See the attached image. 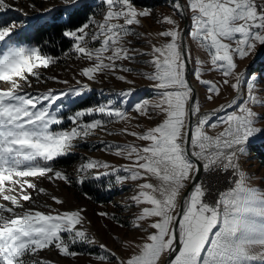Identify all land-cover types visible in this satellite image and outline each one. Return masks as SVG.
Instances as JSON below:
<instances>
[{
    "label": "snow or ice",
    "instance_id": "obj_1",
    "mask_svg": "<svg viewBox=\"0 0 264 264\" xmlns=\"http://www.w3.org/2000/svg\"><path fill=\"white\" fill-rule=\"evenodd\" d=\"M93 2L64 0L69 19L77 15L86 18L79 26L63 30L62 36L71 42L65 55L89 62L79 73L88 81L111 73L128 84L133 81L124 74L135 70L123 62L132 64L139 62L138 56L150 57L144 63L153 70L139 75L152 82L155 96L137 101L132 109L140 117L159 118L141 132L120 130L141 144L100 141L102 151H114L129 164L115 167L88 159L77 169V184L89 175L100 179L101 175L114 174L118 184L143 181L129 198L131 206L138 209L130 227L146 235L139 237L140 243L121 242L124 251L135 249L127 258L99 243L103 254L95 260L98 264H264V192L249 186L250 177L241 165L252 142L264 137V113L256 111L264 107V96L260 95L264 89L258 87L264 74L236 71L237 59L255 57L264 48V0H186L185 4L171 0L170 7L181 20L186 12L191 13L187 17L190 29L185 33L176 19L163 16L157 22L170 27L156 34L161 43L149 41L148 52L131 47L127 37H144L132 26L141 25V18L149 17L151 10H138L133 0H99L104 11L97 13ZM10 7L6 0H0V12ZM98 14H102L100 21L94 19ZM19 27L17 21H0V83L5 85L0 87V198L12 205L0 203V264H45L35 259L40 251L54 248L63 257H76L75 245H97V240L84 227V208L60 211L47 204L37 206L27 189L38 194L45 190L37 189L28 178L71 184L70 177L55 169L53 162L69 155L78 142L97 130L113 134L106 127L108 123L135 117L108 100L69 116L70 129L53 131V125L63 123L57 116V102L68 96L80 97L91 91L90 84L76 80L78 87L59 93L52 89L37 94L26 91L32 87V78L41 81V69L57 61L40 47L14 41ZM186 35L205 51L211 65L207 71L222 77L215 82L204 79L206 62L195 60L192 74L205 87L206 100L213 102L228 88L235 93L228 103L209 112L201 111L187 78L192 53L185 44ZM58 82L68 84L67 80ZM134 91L129 88L119 95L131 96ZM97 115L101 118L83 119ZM218 127L219 132L209 134V129ZM94 169L105 171L92 173ZM202 172L231 177L229 187L211 202L200 180ZM51 199L57 205L64 203L54 195ZM21 201L33 207L24 209ZM18 208L22 211H16ZM98 215L125 227L114 214Z\"/></svg>",
    "mask_w": 264,
    "mask_h": 264
},
{
    "label": "rangeland",
    "instance_id": "obj_2",
    "mask_svg": "<svg viewBox=\"0 0 264 264\" xmlns=\"http://www.w3.org/2000/svg\"><path fill=\"white\" fill-rule=\"evenodd\" d=\"M6 2L11 5V7L5 12H0V21L8 23H11L12 21L19 22L20 27L17 28L13 40L26 46L32 45L21 42L16 38L27 29L34 27L37 24L40 25L43 22L49 23L59 19L64 21L65 17L68 15V12L65 10L64 0H6ZM170 2L171 0H133V3L138 10L149 9L151 10V15L146 18H141V25L132 26L136 33H143L145 35L143 38H138L136 36L127 37V39L132 41L131 47L148 52L150 51L149 41H151V44L158 45L161 43L162 38H158L156 34L170 26L166 23H158L157 21L161 20L165 15L176 19L180 27L183 28L184 21L181 20L179 15L174 12L172 7H170ZM185 3L186 0H182V4ZM93 8L97 13H102L104 11L103 6H100L99 4V0H94ZM190 15V12H186L187 17H190ZM94 19L97 21L102 20V14L95 15ZM187 21L188 31L190 29V19L187 18ZM149 33L151 34L150 36L148 35ZM185 44L191 48V81L196 87V99L199 100L201 104V111L209 112L216 109L220 104L228 103L235 96V93L230 88L222 90V94L218 98H214L213 102H208L206 100L205 87L201 86L194 79L192 74L195 60L199 58L206 62L205 74L203 76L204 79L215 82L221 80L222 77L216 71H207V68L211 67V65L207 63L209 58L205 51H203L197 43L192 42L187 35L185 36ZM69 51L70 49L67 52ZM44 52L47 53L46 51ZM263 55L264 48H260L258 55L255 57L250 55L242 60L237 59L236 63L238 64V67L236 71L240 72L246 70L247 73L251 74V69L254 68L259 61L263 60ZM54 58H56V63L52 64L47 69H41V81L37 82L35 78H32V87L26 88V91L32 94L47 92L49 89H52L57 93L61 91L66 92L72 87H78V85H76V80H81L82 83L90 84L91 91L85 92L80 97L68 96L57 102L56 107L60 109L57 116L63 120V123L61 125H53V131L70 129L73 125L68 119L69 116L74 115L76 111L84 110L87 107L104 103L108 100L113 101L114 107L126 109L129 116L135 117V119L108 123L106 127L108 131L113 134L109 135L103 131L97 130L95 134L89 136L86 140L78 142L77 146L69 155L57 158L53 162V167L55 169L66 173L70 177L72 181L71 184H65L62 181L50 182L46 178H28L36 183L37 189L43 188L45 190V193L38 194L37 190L27 189V192L33 196L37 206L47 204L51 205L53 209H58L60 211L84 208L86 210L84 212V215L86 216L84 227L87 228L89 234L97 240V245L81 243L75 245L73 250L79 253L76 257H63L52 248L40 251L35 259H42L45 264H98L95 260V256L103 254L98 248L99 243L105 244L108 248L117 252L122 258H127L128 255L135 251V249L130 248L126 252L121 247V242L134 241L140 243L141 241L139 237L141 235H146V233H140L132 230L130 227V220L132 216L138 212V209L131 206L129 198L136 194L138 191L137 184L142 183L143 181L133 182L128 180L123 184H118L115 181L114 174L101 175L100 179H95L93 175H89L82 184H77L76 180L80 175L77 172V169L81 163L88 159L105 161L115 167L129 164L130 161L122 157H117L114 154V151H102L101 148L103 145L100 141L118 144L129 142L141 144L143 142L130 135L121 134L120 130L127 128L131 132H141L159 122V118L154 117L149 120L146 117H140L132 109V106L137 101L152 99L155 96V93L151 88L152 82L139 75L140 72H151L153 70L149 65L144 63V61L149 60L150 57L138 56L137 60L139 62L132 64H129L127 61L123 62L125 66L132 67L135 71L130 74L118 72L117 75H126L128 80L133 81L132 84L118 80L116 76L111 73L108 75L98 74L97 80L91 82L79 74L83 67L89 66L88 61L77 60L74 55L66 56L65 53ZM255 74L259 73L256 72ZM52 77H55L56 79H51ZM62 80H67L68 84L58 82ZM4 86L5 85L0 83V87ZM258 87L264 89V79H261ZM129 88L135 90L131 96L121 97L119 95L120 92L126 91ZM260 95L264 96V91L260 92ZM229 111H231V109ZM256 111L264 113V107H257ZM220 115H223V113H220ZM94 118L101 117L98 115L86 116L83 119L87 122ZM104 119L107 118L105 117ZM137 124H139L140 127H136ZM220 130L221 129L218 127L215 130L209 129L208 131L209 134L214 135ZM262 141H264V137L257 138L252 144ZM241 165L246 175L250 177L248 180L249 186L256 188L260 192H264V168L260 166L250 151L241 158ZM91 171L92 173H103L105 170L94 169ZM124 174L125 173H121V175ZM209 176L211 175L209 174L206 176L202 173L200 178V180L206 185L207 189H209V184L212 185L213 183ZM151 182L155 183L156 181L152 180ZM229 184L221 191L226 190L229 187ZM219 191H209L210 195L208 194L207 200L209 202L213 201ZM10 194L14 195L16 193ZM53 195L63 200L64 203L62 205L55 204L51 199V196ZM0 203H4L8 207L12 206L10 202L3 201L2 198H0ZM21 203L23 204L24 209L33 207V205L28 202L21 201ZM39 210L48 211V209L44 207H40ZM16 211H22V209L18 208ZM99 212H106L110 215L114 214L116 219L124 224L125 227H119L116 221L99 216ZM5 215L8 214L6 213ZM115 237H118L119 240L114 239Z\"/></svg>",
    "mask_w": 264,
    "mask_h": 264
},
{
    "label": "trees",
    "instance_id": "obj_3",
    "mask_svg": "<svg viewBox=\"0 0 264 264\" xmlns=\"http://www.w3.org/2000/svg\"><path fill=\"white\" fill-rule=\"evenodd\" d=\"M84 22H86V18L83 15L73 16L71 19L67 15L64 21L59 19L49 23L37 24L16 39L26 44L40 47L47 54L58 57L66 53L71 46L70 40L62 36L63 30L66 27L79 26ZM256 72L264 74V58L251 69V74ZM249 151L254 155L260 166L264 168V141L251 144Z\"/></svg>",
    "mask_w": 264,
    "mask_h": 264
},
{
    "label": "built area",
    "instance_id": "obj_4",
    "mask_svg": "<svg viewBox=\"0 0 264 264\" xmlns=\"http://www.w3.org/2000/svg\"><path fill=\"white\" fill-rule=\"evenodd\" d=\"M211 176H209V178L211 179V181H213L212 185L209 184V189H208V194L210 195L209 191L211 192H217V191H221L222 189H224L225 187L228 186V184L231 181V177H225V176H217L215 173L210 174ZM210 181V182H211Z\"/></svg>",
    "mask_w": 264,
    "mask_h": 264
},
{
    "label": "water",
    "instance_id": "obj_5",
    "mask_svg": "<svg viewBox=\"0 0 264 264\" xmlns=\"http://www.w3.org/2000/svg\"><path fill=\"white\" fill-rule=\"evenodd\" d=\"M180 2L182 3V0H180ZM183 21H184V25H183V29H184V31H185V33L187 32V16H186V18L185 19H183ZM188 70H189V75H188V80H189V82H190V84H191V86H192V88L195 90V92H194V96H195V98H196V87L194 86V84L192 83V81H191V65H190V61H189V63H188ZM194 119V118H193ZM203 173V172H202ZM202 173H201V176H202ZM201 176H200V178H201Z\"/></svg>",
    "mask_w": 264,
    "mask_h": 264
},
{
    "label": "bare ground",
    "instance_id": "obj_6",
    "mask_svg": "<svg viewBox=\"0 0 264 264\" xmlns=\"http://www.w3.org/2000/svg\"><path fill=\"white\" fill-rule=\"evenodd\" d=\"M188 22V21H187ZM188 27V26H187ZM183 29V28H182ZM197 93V92H196Z\"/></svg>",
    "mask_w": 264,
    "mask_h": 264
}]
</instances>
